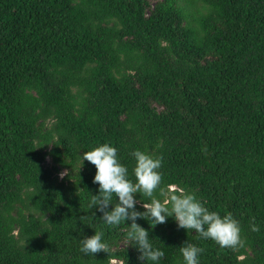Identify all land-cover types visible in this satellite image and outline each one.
<instances>
[{"label":"trees","instance_id":"1","mask_svg":"<svg viewBox=\"0 0 264 264\" xmlns=\"http://www.w3.org/2000/svg\"><path fill=\"white\" fill-rule=\"evenodd\" d=\"M102 143L133 180V151L162 157V188L240 223L231 249L138 219L159 264L185 242L199 264H264V0H0V264H152L89 207L81 157ZM96 231L110 250L86 255Z\"/></svg>","mask_w":264,"mask_h":264},{"label":"clouds","instance_id":"2","mask_svg":"<svg viewBox=\"0 0 264 264\" xmlns=\"http://www.w3.org/2000/svg\"><path fill=\"white\" fill-rule=\"evenodd\" d=\"M135 165L129 178L126 165L118 158V149L108 143L95 146L90 151L82 153L81 162L86 160L96 168L93 183L99 185L98 194L92 195L89 207L97 209L105 224L119 226L126 224V241L135 245L139 252V259L159 264L164 257L160 248L153 246L149 239V231L137 223L138 219L147 220L150 227L164 224L169 217H173L177 227L187 231L194 230L200 238L211 239L221 248L237 249L244 246L239 221L231 213L221 216L216 211L209 210L194 193L183 189L166 191L162 188L163 174L162 157H156L149 152L135 150L132 152ZM66 175L61 172L60 176ZM160 196L165 199L161 200ZM140 194L150 202L136 199ZM116 203H113V198ZM140 203L144 211H138L136 205ZM95 214V213H94ZM130 221V224L126 223ZM253 231H259V226L250 221ZM104 233L96 231L90 237L81 240L80 251L84 254L95 255L109 252V245L104 242ZM179 251L184 264H199V256L203 249L185 242Z\"/></svg>","mask_w":264,"mask_h":264},{"label":"rangeland","instance_id":"3","mask_svg":"<svg viewBox=\"0 0 264 264\" xmlns=\"http://www.w3.org/2000/svg\"><path fill=\"white\" fill-rule=\"evenodd\" d=\"M115 262H116L115 259H112V260H111V263H112V264H114Z\"/></svg>","mask_w":264,"mask_h":264}]
</instances>
